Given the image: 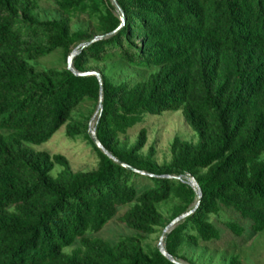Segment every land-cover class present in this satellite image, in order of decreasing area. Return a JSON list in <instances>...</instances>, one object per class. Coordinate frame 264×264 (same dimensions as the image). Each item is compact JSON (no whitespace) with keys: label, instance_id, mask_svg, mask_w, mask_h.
Wrapping results in <instances>:
<instances>
[{"label":"trees","instance_id":"trees-1","mask_svg":"<svg viewBox=\"0 0 264 264\" xmlns=\"http://www.w3.org/2000/svg\"><path fill=\"white\" fill-rule=\"evenodd\" d=\"M68 16L95 22L97 36L121 26L111 0H53ZM126 24L82 50L74 68L117 57L128 65L157 69L147 80L117 84L102 74L103 111L96 124L106 150L154 177L128 170L93 143L89 120L67 129L85 135L99 157L95 171L74 172L63 155L34 151L71 120L84 101L99 102L97 77L70 70L37 72L30 64L62 49L68 55L96 36L71 33L66 21L36 17L35 0H0V264H174L145 241L191 210L196 212L165 239L181 260L185 246L220 238L211 215L236 212L264 231V0H117ZM182 110L197 143L176 138L162 166L142 129L132 146L120 137L146 114ZM180 176L183 180L162 178ZM138 180L147 181L144 185ZM178 204L168 221L160 205ZM119 218L136 233L111 244L93 235ZM242 236L245 229L228 222ZM229 264H242L232 257Z\"/></svg>","mask_w":264,"mask_h":264},{"label":"rangeland","instance_id":"rangeland-1","mask_svg":"<svg viewBox=\"0 0 264 264\" xmlns=\"http://www.w3.org/2000/svg\"><path fill=\"white\" fill-rule=\"evenodd\" d=\"M39 8L36 11L37 19L42 21H66L70 32L85 31L93 36L98 33L95 30V22L85 16H68L61 12L53 0H35ZM114 4L113 0H111ZM115 5V4H114ZM37 72L48 70H64L68 68L65 52L62 49L56 50L35 62L30 63ZM86 68L90 71H97L109 77L113 82L120 84L130 82L135 84L148 79L150 74L157 71H151L144 68H138L128 65L124 61L115 57L106 63H96L89 61ZM98 103L93 100H86L80 104L67 122L52 139L41 146H28L34 151H46L51 155L60 154L67 158L71 169L74 172L95 171L99 167V157L93 146L85 135L70 139L67 136V129L76 122L91 121L95 116ZM142 129L147 130V145L142 154L147 155L154 148L156 151L155 161L162 166L171 161V145L176 138L184 141L197 143L198 135L186 123L182 110L165 112L162 115L144 116V121L134 128L128 130L126 135L120 137L122 145L132 146L138 140ZM139 186L147 181L138 180ZM178 204L176 200H171L160 205V210L169 221L173 210ZM125 206L119 209L115 218H113L104 229L93 237L101 238L111 244H115L122 236H132L136 232L126 225L122 224L119 218L129 209ZM211 222L220 231V238L209 242L200 241L198 246L185 245L180 251L179 256L185 264H229L232 257H238L242 264H264V231L254 233L251 229V222L243 220L236 212L222 210L219 215H211ZM228 222L239 224L245 229L242 236L234 234L228 227ZM164 229H159L155 235H151L145 241L147 249L158 247L160 238Z\"/></svg>","mask_w":264,"mask_h":264},{"label":"water","instance_id":"water-1","mask_svg":"<svg viewBox=\"0 0 264 264\" xmlns=\"http://www.w3.org/2000/svg\"><path fill=\"white\" fill-rule=\"evenodd\" d=\"M115 7L117 8L118 12L121 14V26L118 28V30H121L125 24H126V17L124 15V13L122 12L120 6L117 3V0H113ZM117 30V31H118ZM117 31L113 32L112 34H107V35H100V36H96L91 42L89 43H82L79 46H77L69 55H68V59H67V65H68V70H70L71 72H73L76 76L78 77H97L100 83V96H99V102H98V108L95 112V116L91 121V125L89 128V133L91 136V139L93 141V143L96 145V147L101 150L105 155H107L110 159H112L115 163H117L118 165L127 168L128 170L131 171H135L141 175H145V176H151L154 177L155 175H151L148 174L146 172L143 171H138L137 169L133 168L132 166L122 162L121 160L117 159L116 157H114L108 150H106L104 148V146L102 145V143L100 142L98 136H97V130H96V124L98 119L101 116V113L103 111V101H104V94H103V78H102V74L97 72V71H88V72H79L74 68V59L75 57L80 53V50L97 43L100 40H103L105 38H108L109 36L115 34ZM162 178H168V179H178V180H183L182 177L180 176H171V175H165V176H161ZM186 182L195 190L196 195H197V199H196V203L194 205V207L183 213L182 215H180L179 217H177L176 219H174L163 231L162 236L160 238V242L158 245V248L161 252V254L167 258L170 262L174 263V264H185L183 263L181 260L174 258L173 256H171L166 247H165V239L167 237V235L172 232L180 223H182L185 219H187L189 216L193 215L196 210L199 208L202 199H203V193H202V189L199 185V183L197 182V180L193 177V176H189L188 179L186 180Z\"/></svg>","mask_w":264,"mask_h":264}]
</instances>
